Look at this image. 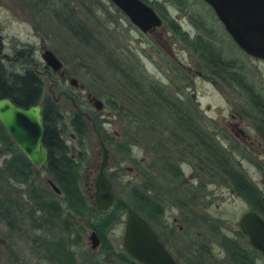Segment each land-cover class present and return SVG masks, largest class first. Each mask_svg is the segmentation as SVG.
<instances>
[{"label": "trees", "instance_id": "obj_1", "mask_svg": "<svg viewBox=\"0 0 264 264\" xmlns=\"http://www.w3.org/2000/svg\"><path fill=\"white\" fill-rule=\"evenodd\" d=\"M192 1L206 6L201 0H172V6L189 19L197 31L194 37L181 29L175 19L167 18L157 4L150 3L149 6L163 19L172 39L197 60V70L205 74V80L209 78L224 89L238 91L251 102L253 111H256L254 129L264 143V96L255 92L242 66L215 46L212 29L196 14ZM77 2L82 6L86 2L96 5V0ZM73 16V13L65 12L64 19H74ZM215 20L219 24L217 18ZM218 26L221 27L220 24ZM221 30L225 38H229L223 27ZM69 32L70 35H78L81 45L94 42L90 31L84 27L73 28ZM92 46L94 53L101 55L103 70L100 74L102 92L96 97L103 102L104 109L118 118L122 131L119 138L113 137L112 133L104 132L103 123L97 120H94L93 129L97 130L119 171L126 175L132 170L135 177L121 187L113 175H106L116 199L106 211L97 210L82 189L83 171L88 164V138L93 125H89L85 116L78 112L65 116L55 100L45 96L44 86L38 77L30 82L21 79L23 84L16 90L0 84V99L7 98L24 110L41 106L42 142L47 153L45 165L36 169L17 150L0 124V158L9 155L8 161L0 168V222L10 233L22 229L27 232L29 227L41 232L45 228L50 233L58 231L61 235L58 238L41 235L29 238L45 264H138L110 240V233L123 223L129 207L148 222L177 264H264L260 254L248 246L240 229L229 237L223 234L218 224L201 215V209L205 207L201 206L199 195L205 191V186L215 184L229 188L236 197L245 201L248 211L258 213L264 219L263 192L238 170L231 156L222 150L217 142L221 139L215 130L216 125L205 121L198 104L188 93L179 98L165 84L146 75L138 63L127 62L125 58L114 62L111 55L101 53L98 45ZM137 147L153 153L155 160L142 164L134 156ZM187 163L194 168L192 181L184 177L181 168ZM126 164L131 169L121 168ZM41 174L54 184L58 195L49 185V188H41ZM262 174L264 178V172ZM12 182L26 187L24 196L27 204L12 196ZM166 200L180 211L186 231L194 230V235L206 234L209 238L208 243L198 238L193 244L189 239V242L185 238L180 240L182 259L169 251L159 231L166 229L161 222L166 212ZM87 232L98 238L99 248L96 254L87 250L82 263L77 256L78 252L84 251Z\"/></svg>", "mask_w": 264, "mask_h": 264}, {"label": "rangeland", "instance_id": "obj_2", "mask_svg": "<svg viewBox=\"0 0 264 264\" xmlns=\"http://www.w3.org/2000/svg\"><path fill=\"white\" fill-rule=\"evenodd\" d=\"M148 2H156L159 5L158 9L166 14L167 18L175 19L181 29L189 32L191 37L196 35L197 31L192 28L189 19L172 6V0H148ZM60 3L65 4L62 5L63 10L61 9L63 22L52 16L43 23L39 20V15L33 11L30 12L33 20L30 21L31 26H28L18 23L9 13L14 6L19 7L17 3L12 2V0H0V34L11 40L13 38L24 39L26 33L33 36L32 47H34V58L37 64L43 63L40 57L43 48L50 50L61 61L63 69L59 76H52V79L42 78L44 80V94L46 97L49 96L57 101L65 116H69L73 112L77 113L79 110L80 113L85 114L84 118L88 120L89 125H93L90 127L92 131L88 138V157L86 159L88 164L83 171L82 180L83 192L91 204L95 205L94 181L102 163L100 146L103 143L97 134V130L93 129L94 120L102 122L104 132L112 133L113 137L119 138V133L122 131V126L117 117L112 116L106 108L97 113L89 102L90 98L100 100L96 94L102 92L100 88V74L103 71L101 68L102 59L101 55L94 53L92 49L94 44L99 46L101 53L111 55L114 62H120L121 58H125L127 62L138 63L146 75L152 80L165 84L179 98L188 93L198 104L205 121L216 125L215 130L220 135L217 134L219 140L221 139L220 144L226 149L232 147L226 154L231 156L232 162L237 165L238 170L244 173L250 182L263 192L264 196L262 174L264 172V143L261 142L257 132H255L256 111H253L249 100L242 97L238 91L233 92L224 89L218 82L209 78L205 80V74L197 70L199 69L197 60L172 39L164 22L160 29L149 35H143L120 11H116L110 0H96L95 6L88 5L87 2L83 6L78 5L77 2L73 4L70 0H61ZM65 7L67 8L66 11H64ZM86 7L88 10L85 11ZM194 7L196 14L205 19L208 28L212 29L210 31L213 33L215 46L224 50L231 59L236 60L237 65L242 66L248 81L253 84L255 92L264 96V62L247 58L239 52L229 38H225L221 27L218 26L216 18H213L208 7L197 3L194 4ZM70 11L74 13V19H66L67 17L64 19L65 12ZM193 15L195 14L193 13ZM82 26L86 30L88 29L93 37L94 42L91 45H81L78 42V35H70V29H80L83 28ZM45 34L47 37L42 39V35ZM35 35H40L41 38H37ZM64 76L65 81L62 82L61 78ZM70 79L76 80L78 88L69 85ZM137 148L134 156L142 164L147 165L148 162L155 160L153 153L146 152L143 147ZM8 159L9 155L0 158V168ZM108 160L109 164L105 173L106 175H113L117 185L124 187L135 177L132 170L127 171L126 175L119 171L120 169L116 161L112 159L110 151ZM121 168L126 170L131 169V166L126 164ZM181 168L184 177L192 181L194 168L188 163L187 165L183 164ZM40 181L41 188H49L45 174H41ZM12 186V196L24 200L27 204L26 196H24L26 187L17 186L13 182ZM204 188L205 191L201 192L199 198L197 197L201 206L205 207L201 209V215L207 216L209 220L218 224L224 235L233 237L235 232L239 230L238 221L240 217L249 210V207L245 201L236 197L227 187L208 184ZM165 202L166 212L161 222L166 229H159V231L162 232L169 251L178 259H182L180 257L182 255L180 240L185 238L188 242L190 240L192 244L198 240L208 243L209 238L206 234L194 235V230H191L192 232L186 231V225L182 220L180 211L173 208L171 201L166 200ZM208 202H211L209 206L207 205ZM125 218L123 223L110 233L112 244L118 248L122 247ZM36 235L47 238L61 236L58 231L50 233L45 228L41 232L32 227H29L27 232L22 229V231L10 233L4 223L0 222V264H45L40 259L39 250L32 245L29 239ZM89 235L90 232H87L83 253L78 252L77 258L82 263L85 262L84 254L87 250L94 253L91 250ZM210 241H212L211 237Z\"/></svg>", "mask_w": 264, "mask_h": 264}, {"label": "water", "instance_id": "obj_3", "mask_svg": "<svg viewBox=\"0 0 264 264\" xmlns=\"http://www.w3.org/2000/svg\"><path fill=\"white\" fill-rule=\"evenodd\" d=\"M110 1L143 35H149L162 27L163 19L143 1ZM201 1L211 9L236 48H239L246 57L264 62V0ZM40 57L42 62L54 73L61 72L63 69L60 60L50 50L46 49ZM69 85L78 88L75 79H70ZM91 103L97 112L102 111L103 104L101 101L93 99ZM41 112L40 105L24 110L7 99L0 101V124L16 145L17 150L36 169H41L47 159V153L42 142L44 132ZM78 112L80 111L78 110ZM100 148L102 150V163L94 181V206L99 211H106L113 206L116 198L112 184L105 174V169L109 164V151L103 143H101ZM48 185L56 195L59 194L54 184L48 182ZM125 213L121 245L129 258L138 264H177L174 257L159 242L157 234L154 233L148 222L129 207ZM238 229L247 239L248 246L259 253L264 260L263 217L253 211H247L240 217ZM89 240L91 241V249L98 250V238L91 234Z\"/></svg>", "mask_w": 264, "mask_h": 264}, {"label": "flooded vegetation", "instance_id": "obj_4", "mask_svg": "<svg viewBox=\"0 0 264 264\" xmlns=\"http://www.w3.org/2000/svg\"><path fill=\"white\" fill-rule=\"evenodd\" d=\"M141 1H143L148 6L150 5L148 0H141ZM12 2L17 3L19 7L16 8V6H14L12 8V11H9L10 15L12 16V18H15L18 23L20 22L21 24L23 23L28 26H31V22H32L31 20H33V16L30 15V12H33V11L36 12L37 15H39V20L41 22L43 21V23L46 22L47 18H52V16H54L57 20L63 22V14H61V9L63 10L62 5L67 4L66 2L65 4L63 3L61 4L60 3L61 0H12ZM75 2H77V0H75ZM75 2L71 1V3L73 4ZM155 4L157 3L155 2ZM35 36L37 38H41L40 35H35ZM42 36H43L42 39L47 37L46 34ZM32 39H33V36H30L28 33L25 34L24 39L13 38V40L8 39L6 36L0 34V84L3 87H7L8 89L14 88V90H16L18 89L19 85L22 86L23 84L21 79H25V82L26 81L30 82L33 80V78L35 79L36 77H38L42 81V84L44 86V80L42 79L43 77L52 79L51 78L52 76H57V75L59 76L60 72L54 73L51 70V68H49L44 63L42 64L36 63V59L34 58V47H32ZM44 51H45V48L42 49V53ZM63 78H65V76L61 78L62 82L65 81V79ZM5 99H0V101L5 100ZM93 99L95 98H90L89 102L91 103ZM55 102L57 103V101ZM102 108L104 109V107ZM78 113L85 116V114L83 113H80V112ZM97 113H100V112H97ZM217 142L218 144L221 143V141H218V139H217ZM221 147L225 153H228L232 149V147L226 149L222 145ZM48 182L50 181H47V184ZM91 234L93 233L90 232V235ZM96 252L98 253V250L94 251V253Z\"/></svg>", "mask_w": 264, "mask_h": 264}]
</instances>
